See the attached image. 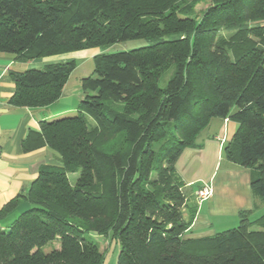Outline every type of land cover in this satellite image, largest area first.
I'll return each mask as SVG.
<instances>
[{
    "label": "trees",
    "instance_id": "16d2710c",
    "mask_svg": "<svg viewBox=\"0 0 264 264\" xmlns=\"http://www.w3.org/2000/svg\"><path fill=\"white\" fill-rule=\"evenodd\" d=\"M209 1L195 19L186 0H0V53L23 63L152 41L95 54L75 113L27 132L25 152L46 146L61 165L41 167L0 205V264H102L90 233L116 241V264H264V213L241 210L236 227L184 238L198 203L185 218L174 163L213 118L237 123L223 155L251 170L264 203V25H249L264 20V0ZM75 67L67 59L10 71L8 102L54 103ZM52 242L59 247L44 251Z\"/></svg>",
    "mask_w": 264,
    "mask_h": 264
},
{
    "label": "crops",
    "instance_id": "0c3cea01",
    "mask_svg": "<svg viewBox=\"0 0 264 264\" xmlns=\"http://www.w3.org/2000/svg\"><path fill=\"white\" fill-rule=\"evenodd\" d=\"M74 54L81 52L36 59L26 64L14 59L11 54L0 53V205L24 192L41 167L61 165L56 153L46 146L25 152L22 142L30 129L38 130L39 121L76 111L83 95L80 82L70 84L68 77L59 99L54 103L41 108L13 106L8 102L15 91L9 72L40 68L60 58L71 59ZM236 128L237 123L231 118H213L198 136L196 145L182 150L174 163L176 174L183 184L182 190L187 189L189 197L195 198V192L205 185L212 190L208 199L197 202L196 214L184 238L213 235L218 232L217 226L225 227L228 225L226 222L236 221L241 210L251 213L257 209L264 211L263 203L251 192L250 169L229 161L222 168L218 167L222 148ZM21 207L24 208L25 204ZM93 235L98 242L97 236L100 235ZM103 239L104 242L99 245L104 255L102 264H116L118 244L107 236Z\"/></svg>",
    "mask_w": 264,
    "mask_h": 264
},
{
    "label": "rangeland",
    "instance_id": "374dc122",
    "mask_svg": "<svg viewBox=\"0 0 264 264\" xmlns=\"http://www.w3.org/2000/svg\"><path fill=\"white\" fill-rule=\"evenodd\" d=\"M186 3L192 5L191 13H189V15H191L195 19L201 18L203 15V12L210 5L209 0H186ZM249 25L250 26L264 25V20L263 21H257V22H251ZM232 32L233 31L221 30V32L219 33V37L227 38L229 33H232ZM251 37H254V36H251ZM252 39L257 40L258 38L254 37ZM151 42H152L151 40H147V39H135V40H128V41H124V42H116V43L108 45L106 47H93L91 49L73 51L74 53L81 52V54H74L73 57L71 58V59L75 60L76 67L69 76L70 77V79H69L70 84H74V83L78 84L80 82L81 78H83L85 76H89L92 74V72H93L92 57L95 54L113 53V52H117V51H127V50H131V49H135V48L145 47V46L149 45ZM61 55H63V54H61ZM91 55H93V56H91ZM38 59H42V58H38ZM60 59L65 60L62 58H60ZM34 60H36V59H34ZM61 60H58V61H61ZM32 61H30L26 64H29ZM33 68H37V67H33ZM166 78L160 80V85L164 84ZM74 113H75V111H72V112L67 113V115L74 114ZM226 163H227V160L225 159L224 155L222 154V157L220 158L218 167L222 168L223 165H226ZM218 167H217V169H218ZM76 177H77V173L70 174L69 175L70 182L74 183ZM184 192H185L187 199H186V201H184V204L181 206V212L184 214V217L187 218L188 217V206L193 205V203H196L197 201L194 197H192V196L189 197L187 189H185ZM258 201H260V200L258 199ZM263 205H264V203H263ZM262 212L264 213V211H262V209H261V211H260V209H257L256 211L250 213L249 216H251L250 218H254L256 216L261 215ZM226 223H228V225H226L225 227H223L224 225H220L221 227L217 226L216 227L217 231L220 232V231H223L226 229L236 227L239 223V217H237L236 221L233 220L230 223L229 222H226ZM250 228L251 229H261L262 227H261L260 223H256V224L252 225ZM87 236L96 240L95 236L92 233L88 234ZM104 237H106V236H101V235L97 236L99 245L104 242L103 241ZM58 247H59L58 242H52V243H48L46 246H44L43 250L47 252V251L51 250L52 248H58ZM117 255H118V253L116 254V257H117Z\"/></svg>",
    "mask_w": 264,
    "mask_h": 264
},
{
    "label": "built area",
    "instance_id": "2783aa9c",
    "mask_svg": "<svg viewBox=\"0 0 264 264\" xmlns=\"http://www.w3.org/2000/svg\"><path fill=\"white\" fill-rule=\"evenodd\" d=\"M212 194V190L208 186H204L195 192V199L197 202L208 199Z\"/></svg>",
    "mask_w": 264,
    "mask_h": 264
}]
</instances>
